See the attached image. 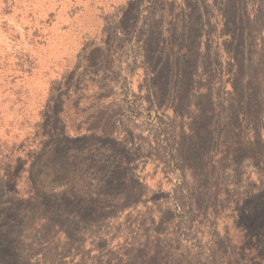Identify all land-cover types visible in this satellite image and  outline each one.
<instances>
[{"label":"rangeland","instance_id":"obj_1","mask_svg":"<svg viewBox=\"0 0 264 264\" xmlns=\"http://www.w3.org/2000/svg\"><path fill=\"white\" fill-rule=\"evenodd\" d=\"M0 264H264V0H0Z\"/></svg>","mask_w":264,"mask_h":264}]
</instances>
